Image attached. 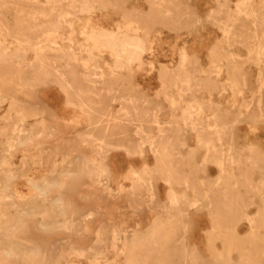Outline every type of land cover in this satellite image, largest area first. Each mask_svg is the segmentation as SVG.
I'll return each instance as SVG.
<instances>
[{"label": "rangeland", "instance_id": "374dc122", "mask_svg": "<svg viewBox=\"0 0 264 264\" xmlns=\"http://www.w3.org/2000/svg\"><path fill=\"white\" fill-rule=\"evenodd\" d=\"M0 264H264V0H0Z\"/></svg>", "mask_w": 264, "mask_h": 264}, {"label": "bare ground", "instance_id": "6f19581e", "mask_svg": "<svg viewBox=\"0 0 264 264\" xmlns=\"http://www.w3.org/2000/svg\"><path fill=\"white\" fill-rule=\"evenodd\" d=\"M247 1H249V0H247ZM42 29V28H41ZM29 42V41H28ZM14 54V53H13ZM14 56H15V54H14ZM18 57V56H17Z\"/></svg>", "mask_w": 264, "mask_h": 264}]
</instances>
